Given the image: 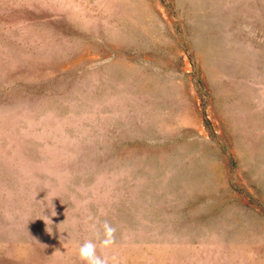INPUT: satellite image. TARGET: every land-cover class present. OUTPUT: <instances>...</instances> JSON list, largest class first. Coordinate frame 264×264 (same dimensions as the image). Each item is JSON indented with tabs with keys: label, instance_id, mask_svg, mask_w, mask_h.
Wrapping results in <instances>:
<instances>
[{
	"label": "rangeland",
	"instance_id": "1",
	"mask_svg": "<svg viewBox=\"0 0 264 264\" xmlns=\"http://www.w3.org/2000/svg\"><path fill=\"white\" fill-rule=\"evenodd\" d=\"M87 240L264 264V0H0V264Z\"/></svg>",
	"mask_w": 264,
	"mask_h": 264
},
{
	"label": "clouds",
	"instance_id": "2",
	"mask_svg": "<svg viewBox=\"0 0 264 264\" xmlns=\"http://www.w3.org/2000/svg\"><path fill=\"white\" fill-rule=\"evenodd\" d=\"M52 215L55 216L56 213L53 211ZM92 227L94 228L95 225L93 224ZM115 234L116 228L105 221L103 223L102 238L100 237V234L97 233V238L99 239V247L102 249L111 248L116 242ZM78 256L83 264H110L109 258L107 256L99 255L97 253V244L92 240H87L79 246Z\"/></svg>",
	"mask_w": 264,
	"mask_h": 264
}]
</instances>
